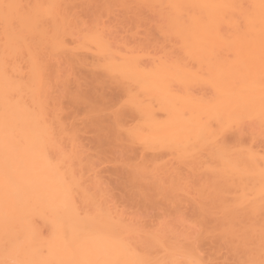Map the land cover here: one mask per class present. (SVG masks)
I'll return each mask as SVG.
<instances>
[{"label":"bare ground","instance_id":"1","mask_svg":"<svg viewBox=\"0 0 264 264\" xmlns=\"http://www.w3.org/2000/svg\"><path fill=\"white\" fill-rule=\"evenodd\" d=\"M136 159L207 182L197 244L106 201ZM0 264H264V0H0Z\"/></svg>","mask_w":264,"mask_h":264},{"label":"rangeland","instance_id":"2","mask_svg":"<svg viewBox=\"0 0 264 264\" xmlns=\"http://www.w3.org/2000/svg\"><path fill=\"white\" fill-rule=\"evenodd\" d=\"M133 17H136V15ZM137 17H141L143 20L141 28H138L139 31L142 30L148 24H149L148 27H150L151 25H155L157 22H160L158 21L159 17H157L156 12L154 11L153 12L144 11L141 13V15H137ZM103 19L106 21V23L113 24L111 23L112 20L108 21L107 18H103ZM132 19L133 18L130 15L124 16V18L122 15H120V18H117V23H116V26L117 25L118 26L114 29L117 30L119 28L120 29L119 32H121V30L123 29H130L129 27L134 26L132 24ZM145 23H147V25H145ZM135 29L133 31H135ZM244 123L245 124L242 125L244 132L246 130L247 133L249 132L250 134L255 133L254 136H257V134L260 131L258 130L259 126H257L256 123L254 124L253 122H250V121H247ZM88 136H90V133L88 134ZM88 138H91V137H88ZM256 138L258 139L262 137L257 136ZM259 140L262 141L261 139ZM87 141H89V139ZM84 142L86 141L84 140ZM137 147L138 146L136 147L133 146L131 148L132 150L131 154H134L137 151L136 149ZM138 161L139 160L136 159V161L134 160V163L136 162V165L139 168L141 166H144V165L137 164ZM169 165L170 164H168V167ZM115 166H116L114 168L115 171H118V172L121 171V173L126 175V176L124 175L125 179L127 178L128 174L133 171L132 174L133 176H135V178L131 182L130 181L126 182V184L128 183L127 185L129 186V182H130V184L132 185V186L130 185L132 189L131 191H134L137 188V190L140 189L141 194L137 196V198H135L132 202H130L129 200V202H124L121 205L120 203L123 198L122 195L125 192L124 191L122 193L123 186L122 185L120 186L118 184L119 182L117 183L116 181H112L108 178L110 171L109 169H107V166L103 164H100L97 166L98 167L97 171L99 172V177H100L99 178L100 180L98 179L100 182L98 183L97 181V185L100 184L98 185V187L100 186L99 191L101 190L100 192L104 193L103 196H105L106 201H109L108 203L110 204L112 203V205L113 203H115L114 205L118 206V209L120 210V212L122 210L123 212L122 214H124L126 219H128L129 222L133 224V226H135L136 228L143 229V226L147 227L149 224H151L152 226L150 230L157 232V234L163 239H169L174 243L182 242L183 244L184 243L197 244L198 235L200 231V225L197 219L196 209L194 207L197 205V207L200 208V212L202 213V215L207 218L213 217L215 215H219L221 213V210H219L218 208H214L212 206V203L210 202L209 199H205L204 196L199 195L198 193L194 191L193 188H195L194 186L196 184H199V183H201V185L205 183L207 184V182L201 180L202 177L201 179H199L200 178L199 173L198 175L195 174L194 176L193 174L191 176L185 173L187 176L189 175V177H187V176H184V174H182L185 171L183 172V171L177 170V171H180V173L182 172L181 174L183 175V177H187L185 178L188 180V182L186 181V184L187 186L188 185L190 186V187L188 186V189L187 187H181V188H184L181 191L180 186L185 184V182L182 180L184 178L180 177L181 178L180 180L182 181V184L180 185L181 182L178 183V179H179L178 177L174 178L173 174L168 175V173H170L171 170L168 173L165 171H164L165 173L163 172L164 174L167 173L166 174L167 176L161 173L162 171H160V169L163 166L162 167L160 166V169L157 167V171H156V169L154 170L153 168L152 170V168L147 167L148 165L147 166L145 165L146 169L144 166L143 169L145 170H142L141 168L140 170L142 171L139 170V172H137L138 167L135 166V164H133L134 167L131 165V168L133 167V169L129 168L130 166H126V164L124 163L122 164L121 162L115 164ZM149 167H155V166L149 165ZM176 167L178 168V166ZM172 168L173 166L171 168L169 167V169H172ZM135 169H136V172L134 171ZM166 169H167V165H166ZM163 170H165V168ZM111 171L113 170L111 169ZM123 174H122V177H123ZM200 175L203 176V174L201 173ZM195 176H197V179H195ZM173 178L174 180L177 179L175 180V183L177 182L176 184L178 185L175 184L174 187L175 186L177 188L179 187L178 189L176 187L174 188L173 185L171 186L172 184L171 182H174V180H169V179H173ZM189 181L191 184H189ZM193 184L194 186L193 188H191ZM127 185H125V187L127 189L128 188L130 189V186L128 187ZM120 187H122V189H120ZM125 187H124V190H125ZM185 188L187 191V192L185 191L186 194L189 193L187 195H185V192H184ZM157 191L159 192V194L157 193Z\"/></svg>","mask_w":264,"mask_h":264}]
</instances>
